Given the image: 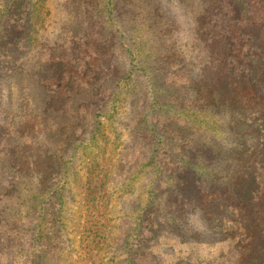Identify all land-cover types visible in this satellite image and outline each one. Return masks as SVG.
I'll return each instance as SVG.
<instances>
[{
  "label": "rangeland",
  "instance_id": "1",
  "mask_svg": "<svg viewBox=\"0 0 264 264\" xmlns=\"http://www.w3.org/2000/svg\"><path fill=\"white\" fill-rule=\"evenodd\" d=\"M199 1L0 0V264H264V103L200 102Z\"/></svg>",
  "mask_w": 264,
  "mask_h": 264
},
{
  "label": "trees",
  "instance_id": "2",
  "mask_svg": "<svg viewBox=\"0 0 264 264\" xmlns=\"http://www.w3.org/2000/svg\"><path fill=\"white\" fill-rule=\"evenodd\" d=\"M253 3L251 0L199 1L203 7L201 14L193 19V31L210 72L202 75L195 85L198 89L203 87L202 105H213L216 99L222 104L229 94V99L237 104L236 98L244 93L264 103V86L259 91L260 87L252 82L258 79L260 85L264 81V0ZM256 68H261L259 74ZM196 206L190 202L181 208L200 209Z\"/></svg>",
  "mask_w": 264,
  "mask_h": 264
}]
</instances>
